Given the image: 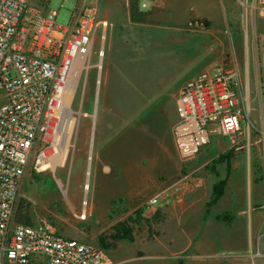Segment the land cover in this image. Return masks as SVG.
<instances>
[{"label":"rangeland","instance_id":"1","mask_svg":"<svg viewBox=\"0 0 264 264\" xmlns=\"http://www.w3.org/2000/svg\"><path fill=\"white\" fill-rule=\"evenodd\" d=\"M103 1L111 20L100 90L99 40L87 79L75 82L64 135L57 141L59 155L67 145L65 163L54 169L31 164L21 202L32 222L45 218L65 237L111 253L157 236L164 215L149 201L161 183L186 175L188 162L178 153L173 129L179 91L189 78L234 61L251 114H261L264 15L254 10L256 0H155L152 23L135 24L128 19L129 0ZM74 8V0H53L49 6L62 26ZM196 18L209 26L194 23ZM258 237L261 255L249 264H264V229Z\"/></svg>","mask_w":264,"mask_h":264},{"label":"built area","instance_id":"2","mask_svg":"<svg viewBox=\"0 0 264 264\" xmlns=\"http://www.w3.org/2000/svg\"><path fill=\"white\" fill-rule=\"evenodd\" d=\"M52 1L0 0V264H114L105 249L65 237L45 218L31 224L18 220L31 164L58 155L73 67L82 62L79 79H87L99 40V90L102 84L108 23L98 19L92 3L74 0L69 24L62 26L59 13L49 9ZM139 7L148 12L155 3L139 0ZM254 10L264 15V0H256ZM177 112L173 133L185 162L197 157L212 136L238 148L243 127L255 128L234 61L189 78L179 91ZM260 118L264 123V107ZM165 194H156L149 206H159Z\"/></svg>","mask_w":264,"mask_h":264},{"label":"crops","instance_id":"3","mask_svg":"<svg viewBox=\"0 0 264 264\" xmlns=\"http://www.w3.org/2000/svg\"><path fill=\"white\" fill-rule=\"evenodd\" d=\"M103 2L93 5L97 12L102 10L98 19L108 23L107 40L111 18ZM250 118L255 128L243 127L238 148L226 138L212 136L209 145L187 161L185 181L158 186L159 193L166 194L158 206L164 217L156 225L157 236L107 252L114 264H249L261 255L264 123L257 113ZM229 152L230 158L221 159ZM217 187L222 188L218 198Z\"/></svg>","mask_w":264,"mask_h":264},{"label":"trees","instance_id":"4","mask_svg":"<svg viewBox=\"0 0 264 264\" xmlns=\"http://www.w3.org/2000/svg\"><path fill=\"white\" fill-rule=\"evenodd\" d=\"M129 15L131 22L135 24H151L152 23V15L153 13L151 11L144 12L139 7V0H129ZM194 23H201L205 26H209V22L205 19H193ZM232 156V153L229 152L221 157V159H228ZM224 184V183H223ZM223 184H221V187H223ZM217 187L215 189L216 197L221 195L222 188ZM18 220L25 224H31V217L27 210V207L24 206V204H20L19 210H18ZM131 238V237H129Z\"/></svg>","mask_w":264,"mask_h":264},{"label":"bare ground","instance_id":"5","mask_svg":"<svg viewBox=\"0 0 264 264\" xmlns=\"http://www.w3.org/2000/svg\"><path fill=\"white\" fill-rule=\"evenodd\" d=\"M85 68V66H84V64L82 63V62H77L76 64H75V66L73 67V72H72V74H71V78H70V83H69V85H68V88H67V90H66V92H65V95H64V101H63V103H64V106H65V108L66 109H69L70 108V106H71V102H72V99H73V96H74V89H75V82L78 80V78H79V75L81 74V71L83 70ZM138 128V127H137ZM145 132V131H144ZM151 135V134H150ZM156 146H158V145H156ZM152 147V146H151ZM66 148H67V145L65 146V148H64V150H63V152L59 155V153L62 151V150H60L59 152H58V155H54L53 157H51V158H48L46 161V163L45 164H43L42 165V169H44V168H56V167H58V166H61V167H63V165H64V163H65V160H66ZM140 150V149H139ZM138 150V151H139ZM151 150V149H150ZM148 151L149 153L151 152V151ZM154 150V149H153ZM147 151V150H146ZM145 151V152H146ZM154 152H156V151H154ZM137 153V152H136ZM152 153V152H151ZM132 154H134V153H132ZM148 154V153H147ZM137 155V154H136ZM144 155V154H143ZM153 155H155V154H153ZM135 156V155H134ZM139 156H140V154H139ZM145 156V155H144ZM143 156V157H144ZM158 156V155H157ZM138 157V156H137ZM146 157V156H145ZM147 157H148V155H147ZM155 157H156V155H155ZM152 158V157H151ZM154 158V157H153ZM148 159V158H147ZM146 158H145V160H147ZM150 159V158H149ZM156 159V158H155ZM158 159V158H157ZM131 160V159H130ZM133 160V159H132ZM142 160V159H141ZM141 160H139V161H141ZM135 161V160H134ZM138 161V160H137ZM144 161V160H143ZM128 162H129V160H128ZM155 162H153V164H154ZM135 164V163H134ZM156 164V163H155ZM131 165H133V164H131ZM137 164H135V166H136ZM130 165L128 164V167H129ZM134 166V167H135ZM141 166V165H140ZM133 167V166H132ZM128 175V174H127ZM133 183H134V181H133ZM85 190H89L90 191V184L89 183H87L86 184V187H85ZM85 218V217H84Z\"/></svg>","mask_w":264,"mask_h":264}]
</instances>
